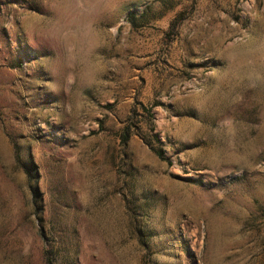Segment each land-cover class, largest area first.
I'll return each instance as SVG.
<instances>
[{
  "label": "rangeland",
  "instance_id": "rangeland-1",
  "mask_svg": "<svg viewBox=\"0 0 264 264\" xmlns=\"http://www.w3.org/2000/svg\"><path fill=\"white\" fill-rule=\"evenodd\" d=\"M0 264H264V0H0Z\"/></svg>",
  "mask_w": 264,
  "mask_h": 264
},
{
  "label": "trees",
  "instance_id": "trees-1",
  "mask_svg": "<svg viewBox=\"0 0 264 264\" xmlns=\"http://www.w3.org/2000/svg\"><path fill=\"white\" fill-rule=\"evenodd\" d=\"M130 128L126 129V132L124 134V142L127 143L130 137ZM156 153L158 154L159 157L164 158V153L162 150H156Z\"/></svg>",
  "mask_w": 264,
  "mask_h": 264
}]
</instances>
